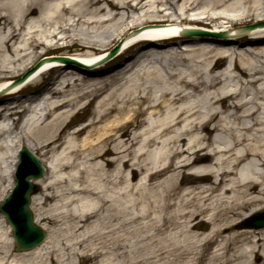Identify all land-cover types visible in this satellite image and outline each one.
I'll return each instance as SVG.
<instances>
[{
	"label": "bare ground",
	"instance_id": "1",
	"mask_svg": "<svg viewBox=\"0 0 264 264\" xmlns=\"http://www.w3.org/2000/svg\"><path fill=\"white\" fill-rule=\"evenodd\" d=\"M252 15L253 24L264 22V0H0V90L6 88L14 76L44 60L25 81L0 97V199L13 184L17 151L24 145L33 153L37 148L50 151L62 147L63 151L86 150L101 157L110 152H130L140 142L143 145L137 153L142 155L144 147L159 145V140L165 139L167 150L163 151V146L156 154L168 152L169 161L159 169L146 167L147 177L170 170L180 171L184 166L197 167L183 176L187 178L184 179L187 184H172L174 178L165 180L160 186L162 197L159 199L150 200L147 196L148 184L130 180L123 194L118 186L122 178L120 171L105 175L107 182L102 185L93 183L94 186L84 189L77 187L78 193L82 189L90 196L78 198L67 195L62 199L64 205H71L79 199L85 201L81 211L71 208L60 214L73 220L67 227L73 233L70 239L73 243L66 238L65 246L60 243L62 236L56 234L58 231L39 224L35 218L34 224L42 228L44 239L28 249H16L10 225L0 212V264H70L68 257L77 254L72 246L85 242H90L94 256L112 251L115 257H119L126 247V239L122 235L136 230L138 225L139 229L153 228L154 231L139 235L136 243L149 240L158 246L134 257L131 264L161 260L164 261L162 264H200L204 259H207L206 264H264V229L243 226L242 223L239 227L238 221L232 218L249 216L248 212L241 210L260 201V197L254 194L262 195L264 199V171L258 168L264 166V116L260 114L261 110L264 112V102L258 100L264 97L261 95L264 87L255 88L252 100L239 98L241 86H255L261 81L260 74L264 71L236 62L239 57L253 59L255 55L261 57L260 64L264 66V49H259L264 45V25H256L244 34L248 44L254 46L251 52H237L228 47L236 41L235 38L242 37L233 23ZM134 28L139 31L127 36ZM183 28L228 31L229 34L226 37L189 35L180 36L182 40L179 42L173 40L171 35ZM59 41L63 42L61 46L74 49L58 54L38 50L41 45L49 48ZM114 41L122 44L109 61L118 56H123V59L114 67L99 71V67L109 62L98 64L111 48L108 45ZM219 45L228 48L216 49ZM55 56H67L92 67L88 68L87 74L75 79L67 77L63 72L69 65L76 64H64L53 59ZM201 61L204 69L192 67L183 70L178 67L181 62L196 66ZM219 62H227L237 75L245 79L238 81V90L222 88V81L233 76L224 74L226 69L217 67ZM49 67H54L51 70L57 72L43 89L45 94L42 98L48 100V104L44 109L40 108L44 101L37 98V101L33 100L34 104L25 105L24 116L12 128L10 115L22 110V102L24 104L28 99L11 95L30 83L43 80L51 71H46ZM5 73L11 77L2 79ZM118 82L122 83L116 88L119 89L118 94L114 91L107 95V99H113L114 103H107L102 112H94L75 130L76 134L86 132L80 145L76 147L58 142L60 132L68 124V117L75 111L72 110L75 101L107 93ZM69 87L77 91L53 100V96L66 92ZM228 99L231 102L225 104ZM200 102L231 110L229 116L234 127L217 119L220 113L217 110L202 114ZM131 105L135 106L134 109ZM66 106L71 108L59 116L55 115L57 109ZM114 111L117 115L107 119ZM146 113L153 119L138 122V116ZM48 114L53 118L42 126ZM187 119H190L187 127L179 130ZM103 121L96 133L90 131L89 128ZM139 123L147 128L132 133L131 127ZM170 133L174 134L168 136ZM123 136L127 138L123 139ZM115 139L119 142L113 143ZM184 153L188 154L187 159L173 161L175 156ZM149 157L154 159L150 153ZM250 157H257L259 163L255 165L248 160ZM245 160L248 161L238 169ZM111 163L105 160V166ZM126 164L127 160H124L122 165ZM43 165L45 169L51 166L46 161ZM136 170L137 167H130L132 176ZM210 176L214 177L211 185H204ZM41 180L39 178L35 182L40 183ZM216 189L218 198L212 214L209 221L203 220L202 214L207 211L205 202ZM33 190L34 193L35 186ZM33 193L31 201L35 200ZM139 202L140 208L133 210ZM250 209L249 214H252L261 208ZM157 211L159 215L152 220L150 215ZM201 215L203 219L198 220ZM46 218L55 220L53 216ZM91 218L87 231L77 235L79 223ZM206 221L211 223V228L198 233V228L207 224ZM131 227L132 230L127 231ZM167 229L175 231L164 239L155 237ZM219 237L213 254L204 258V250L209 243H216ZM239 242L241 244L238 245ZM59 244L63 247L57 248Z\"/></svg>",
	"mask_w": 264,
	"mask_h": 264
},
{
	"label": "rangeland",
	"instance_id": "2",
	"mask_svg": "<svg viewBox=\"0 0 264 264\" xmlns=\"http://www.w3.org/2000/svg\"><path fill=\"white\" fill-rule=\"evenodd\" d=\"M254 16H250V17H245L235 23H233V27H238V26H242V25H247V24H251L254 22ZM236 39V43L233 42L232 45H228V47H230L231 50H235L237 52H242L244 53L245 51H249L251 52V50H253V45H249L247 42V37L242 36V37H237ZM240 39L242 41H240ZM239 41V42H237ZM214 44H218L217 41H212ZM116 41L112 42L110 45H108L109 47H112L113 44H115ZM212 43V44H213ZM220 44V43H219ZM63 45L62 41H59L57 43V45H52L49 48L46 46H40L38 47V50H45L46 54H58V53H64L66 51L69 50H73L74 48H67V47H63L61 46ZM59 46V47H57ZM223 47L228 48L227 46H216V49H221ZM259 49H264V45H261V47ZM123 59V56H118L114 59H112L111 61L105 63L103 66L99 67V71H104L107 69H110L112 67H114L116 64L120 63L121 60ZM261 57H257L254 55L253 59H248L246 57H239L236 59V62H242L241 65L246 66V67H251V66H255V67H259L264 71V66L261 65L260 63ZM232 64V63H231ZM229 64L226 62L225 64H223V62H219L217 64V67H222L221 69H226L224 74H230V76H233L231 78H226L222 81V83L220 84L222 86V88H228L230 90H238L240 88V83H238V81L242 82L245 79L239 75H237V71L236 70H232V66H228ZM178 67H180L183 70H186L188 68H192V67H197L199 69H204L205 65L204 63H202V61L200 63H198L196 66H193L192 63H183L181 62ZM90 70L87 68H82L76 65H69L67 67V69L65 70V72H63V74L67 77H72V78H76L78 76H81L82 74H87ZM57 70H51L50 72L47 73V75L45 76V78L43 80L37 81L35 83H30L28 84L26 87H24L22 90H20V92L11 95V96H19L22 97V100L27 97L28 101L24 102L25 104L27 103H31L33 102V100L37 101L39 99H42V102L39 107L43 108L46 107V105L48 104V100L43 99L42 97L44 96L45 92L43 91V89L45 88V86L47 85L48 82H50L52 80L53 77H55ZM62 74V75H63ZM262 79L261 81H259L255 86H245L242 85L241 86V91L239 94V98L241 99H246V100H252L254 99V94L256 91V87H264V73L260 74ZM11 77L10 75H8V73L4 74V78H9ZM17 76H14L13 78H16ZM119 84L121 85L122 83H115L113 84V87L110 88L108 90V92L103 93L101 95H97L95 97L92 96H88L86 98L83 99H77L75 101V104L72 107V110H75L67 119L66 122H68L67 126L60 132L59 138H58V142L63 143L65 145L67 144H71L74 145L76 147H78L80 145V142L82 140V138L84 137L85 133H81V134H76L75 130L78 129L80 126H82L84 124V122H86L87 120H89L94 114H98L99 112H102L103 109L107 106V103H114L113 99H107V95L109 93H112L114 91H116V93L118 94L119 89L116 90V88L119 86ZM157 87V86H156ZM190 90V89H188ZM75 91H77L76 89H74V91L72 89H69L64 92V93H60L59 95H55L53 96V100L56 99H60L63 96H67L70 95V93H75ZM66 94V95H65ZM261 95H264V92L261 93ZM10 97V96H8ZM4 98H7V96H5ZM48 99V98H47ZM258 100H262L264 102V97L258 99ZM231 102L230 99L225 101V104H229ZM35 102H33L34 104ZM201 103V102H200ZM199 103V104H200ZM23 104V102H22ZM131 107H133L134 109V105H131ZM71 108V106H66L63 107L61 109H57L56 110V114L57 116L60 115L61 112L65 111V110H69ZM200 112L202 114H205L207 112H209L211 109L217 110L219 111V115L217 116V119H221L224 121V124H227L228 126H233L234 124L232 123V117L229 116V114L231 113V110H227L226 107H219L217 105L215 106H210V105H204V104H200L199 106ZM95 112V113H94ZM168 110L165 111V114H167ZM94 113V114H93ZM260 114L262 116H264V112L263 110L260 111ZM14 114H11L10 116H12ZM54 115V116H55ZM115 115H117V111H114L111 113V115L108 118H114ZM53 117H51L49 114L47 116V119L45 121H43L41 123V125H45L47 124L49 121L52 120ZM143 119H149L152 120L153 116L149 115L148 113L144 114V115H139L137 120L138 122L141 123V121ZM43 120V118L41 119V121ZM190 119L186 120V124L185 125H181L180 128H178L179 130L183 129L184 126L187 127V123H189ZM138 124L135 125V127H131V132H140V131H144V129L147 128V126H143L142 124ZM104 124V121L97 124L95 127H91L89 128L91 132L96 133V131L98 129H100L102 127V125ZM136 124V123H135ZM212 126V123L209 124V127ZM174 133H170V135L168 136H172ZM213 134V133H212ZM167 136V137H168ZM123 139L127 138V136H123ZM166 138V137H164ZM119 139H115L113 141V143H118ZM160 144L162 145H157V144H153V145H149L148 147H144L143 150V154L140 155V153H137V150L139 149L140 146L143 145V143L140 142V144H138L135 147V150L132 151H124V152H118V153H114V152H110L108 154H105L103 156H95V154H90L88 151L83 150V151H79V152H75V151H63L62 147H60L59 149H53V150H48L46 151V148H37L35 150L36 155H38V157L42 160V163H44L46 161V163H50V168L45 169L44 172V176L41 178L42 182L37 183L36 184V188H35V192H34V198L35 200H32L31 203V210L34 216V219L36 218L39 224H43L45 226H49L50 229H52L54 231V229L58 232H56V234L62 236V240L60 241V243H62L63 246H65L66 241L71 239V236L73 235V233H70L68 230V226H70V224L73 222V220L71 219V217H62L60 214L62 212H66L67 209H77L79 211H81L83 208V204L85 203V201H80L79 200H74V202L71 205H64L63 203V198L67 195H75L78 196V198H80V196H86L87 198L90 196V194H87L88 191H83L82 189H84L86 186H94L93 183H97V184H103L105 182H107L104 177L105 175L109 176L111 174H114L117 171H120L119 175L122 177L118 183V186H120L122 188V191L124 192L125 189L127 188L126 186L128 185L127 182H129V180L133 183H137V182H143L148 184L147 187L148 189H146L147 191V196L150 197L151 199H159V197H162V192L160 191V186L164 184L165 180H169L171 178H174L172 184L177 183L178 185H183V184H187L185 182V180L187 178H184L183 176L189 175L191 173V171H193V168H197V167H191V166H184L180 169V171L178 170H170V171H165V172H161L158 175H154L151 178L147 177L148 175L146 174V167H155L157 169L161 168L162 166L166 165L169 161V158L167 157L169 155L168 152L164 153L163 155H159L156 154V151L161 149V147L164 146V144H166L165 139L159 140ZM167 147L164 146L162 148V150H167ZM141 150V151H142ZM149 153L154 155V159H150L149 157ZM218 156V154L216 155V157ZM189 156L188 154H179L177 156H175L173 158L174 162H177L178 160L181 159H187ZM69 160V161H68ZM105 160H110L112 161V163L108 166H105ZM124 160H127V164L126 166L122 165V162ZM248 160H251L253 163L258 164L259 160L257 157H250ZM247 160V161H248ZM44 161V162H43ZM242 161L239 165V168L241 167V165L245 162ZM210 163V162H208ZM131 166H135L137 167L136 170V174L132 176L131 172H130V167ZM141 167V168H140ZM260 171H264V166H258ZM262 168V169H261ZM151 172V170H150ZM185 179V180H184ZM214 180V177L210 176V178L208 179V181L203 182L204 185H211L210 182ZM109 183V182H108ZM107 183V184H108ZM77 187H81V192L78 193V191H76L75 189ZM217 193H218V189L214 190L211 195L209 200H206L205 202V206H207V211L204 212L202 215L204 216V219L202 218L203 216L201 215L199 219H203V220H208L209 221V217L212 214L213 208L215 203L217 202ZM125 194V192L123 193ZM180 194V193H179ZM228 195H231V193H228ZM257 197H260V201H257L245 208H243L241 211L243 212H248L247 215H252L255 212H260L264 210V199L262 197V195L259 194H254ZM263 199V200H262ZM252 207H256V208H261L256 210L255 212H253L252 214L250 213V208ZM140 208V202L139 204H137L135 206V208L133 210H138ZM240 210V209H239ZM38 214H40V217L38 218ZM158 211L157 212H153L150 217L152 218V220H156L157 216H158ZM46 216H53V218L55 219L53 221V219L50 218H46ZM156 217V218H155ZM232 218H235V221H238V226L240 227L241 223L246 219L244 217H237V216H232ZM123 219V216H122ZM93 220V218L87 220L86 222H80L79 223V229L76 231V234H83L87 231V229L89 228V225L91 223V221ZM75 221V220H74ZM207 224H205L203 227L198 228V233L199 232H207L210 228H211V223L207 222ZM140 225H138L136 230H132L133 227H131L130 229H128L127 231H134V232H130L128 234H123V238L125 237L126 239V247L123 248L121 251L123 253L122 256L119 257H115V255L113 254L112 251H109L105 254H98L96 256L93 255V253L90 250V242H85L81 245H73L72 248L74 249V251L77 253L76 255H70L67 259L68 263L70 264H131V260H133L134 257L138 256V255H144L146 253H148L150 250L155 249L158 245H156V243H151V241L149 240H145L144 242H140V243H136L137 239L139 237V235L145 234V233H152L153 228H149L147 230H143V228L139 229ZM178 229V228H177ZM264 229V228H261ZM126 231V229H125ZM175 231V229H167V231H164L162 234L155 236L156 238H163L166 237L167 234L173 233ZM122 232V231H121ZM62 233V234H61ZM260 236V235H258ZM66 238L68 240H66ZM220 237L216 239V243L211 242L209 243L208 247L204 250L203 252V257L204 258H208L210 255L213 254V250H214V246L218 243ZM74 241V240H73ZM71 243H73L70 240ZM146 244V245H145ZM241 244L240 242L238 243V245ZM57 245L58 247H63ZM121 253V252H120ZM119 253V254H120ZM164 261H146V262H140L138 264H162ZM204 262H207V259H204ZM200 263V264H206V263ZM134 264V263H132Z\"/></svg>",
	"mask_w": 264,
	"mask_h": 264
},
{
	"label": "water",
	"instance_id": "3",
	"mask_svg": "<svg viewBox=\"0 0 264 264\" xmlns=\"http://www.w3.org/2000/svg\"><path fill=\"white\" fill-rule=\"evenodd\" d=\"M256 25H264V22L254 23L238 28V35H243ZM182 35H202L211 34L215 36L225 37L227 32H210L207 30L197 28H184L181 32ZM121 42L108 51V53L99 60L98 64L111 58L119 49ZM53 59L63 63H75L84 67H92V65H83L76 60L66 56H55ZM44 60H40L37 64L25 72L19 78L13 80L6 88L0 90V95L4 94L10 88L14 87L18 83H21L27 79V77L43 63ZM44 173V166L40 162L39 158L27 147L23 146L18 150V161L16 164L14 178L15 184L7 197L0 204V211L5 215L6 220L12 227L13 237L15 239L16 249H28L37 245L44 237L42 228L34 224L32 212L29 208L31 202V193H33L34 183L37 179L41 178ZM243 226L248 227H264V210L257 212L251 217L247 218L243 223Z\"/></svg>",
	"mask_w": 264,
	"mask_h": 264
},
{
	"label": "clouds",
	"instance_id": "4",
	"mask_svg": "<svg viewBox=\"0 0 264 264\" xmlns=\"http://www.w3.org/2000/svg\"><path fill=\"white\" fill-rule=\"evenodd\" d=\"M16 163H17V156H16V160H15V163H14L13 171H14V168H15ZM13 181H14V180H13ZM13 185H14V183H13ZM12 187H13V186H12ZM11 189H12V188H11ZM9 192H10V191H8L7 195L9 194ZM7 195L3 196V198L0 199V201H3V199H4Z\"/></svg>",
	"mask_w": 264,
	"mask_h": 264
}]
</instances>
